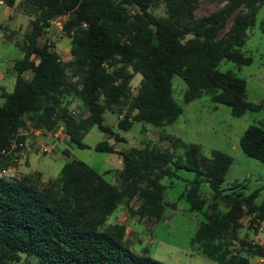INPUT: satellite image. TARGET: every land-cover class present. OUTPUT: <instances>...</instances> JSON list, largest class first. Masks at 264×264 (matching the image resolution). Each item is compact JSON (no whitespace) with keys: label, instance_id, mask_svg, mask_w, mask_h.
Masks as SVG:
<instances>
[{"label":"trees","instance_id":"16d2710c","mask_svg":"<svg viewBox=\"0 0 264 264\" xmlns=\"http://www.w3.org/2000/svg\"><path fill=\"white\" fill-rule=\"evenodd\" d=\"M198 1L21 0L32 17L19 46L22 56L13 61V89L8 92L0 85V170L3 160L10 159L8 152L24 142L20 130L28 125L51 131L62 124L71 148H85V135L97 126L113 143L103 140L94 149L117 152L115 142L124 138L103 123L106 110L118 116L122 130L135 122L155 127L175 122L183 112L173 96L175 75L186 84L184 103L206 94L212 103L228 105L233 116L259 108L246 100L244 78L218 66L222 60L237 67L251 63L243 48L264 0H225L217 10L196 17ZM160 5L163 15L152 10ZM65 14L62 31L70 39L68 60L60 58L53 43L39 42L51 21ZM135 73L141 79L132 93ZM77 100L85 117L69 111ZM172 142L183 148L177 158L170 148L147 142L118 151L122 166L117 185L75 158L46 182L39 172L0 176V264L20 262L22 255L39 264H165L135 252L125 224L100 227L123 203L132 216L161 219L165 211L161 180L175 177L179 169L195 173L181 196L191 211L205 216L191 245L218 264H250L263 255L264 246L238 235L244 215L264 218V202H256L259 191L245 194L222 187L232 157L218 149L205 155L198 144L180 138ZM239 145L264 163V125H249ZM63 153L70 156L68 149ZM203 182L211 190L209 201L199 191ZM220 203L226 208L223 212Z\"/></svg>","mask_w":264,"mask_h":264},{"label":"rangeland","instance_id":"374dc122","mask_svg":"<svg viewBox=\"0 0 264 264\" xmlns=\"http://www.w3.org/2000/svg\"><path fill=\"white\" fill-rule=\"evenodd\" d=\"M20 2L21 0H14L13 4L6 2L0 7V72L3 73L0 76V85L8 92L12 91L15 79L12 62L22 56L19 46L22 44L24 33L30 27L29 20L32 17L23 10ZM224 2L225 0H199L194 11L195 16L207 15L220 8ZM152 10L157 15L164 14L163 5ZM67 18L68 16L64 21ZM44 41L54 44V49L61 59L63 57L68 60L71 57L70 39L62 30L51 26L39 39L40 43ZM243 50L252 58L250 64L237 67L231 61L222 60L218 68L220 71L232 70L237 76L244 78L245 98L250 103L258 104L259 108L247 110L241 116H233L228 105L212 103L206 94L184 103L182 95L186 84L181 77L175 75L172 77L173 96L183 108L182 114L175 122L159 127L135 122L130 129L122 130L117 126L118 116L115 113L109 110L103 113V123L124 138V141L115 142V148L125 150L130 147H141L147 142L159 148H170L177 158L183 154V148L180 143L174 145L172 141L180 138L183 142L198 144L205 155H209L212 149H218L233 159L222 187H235L234 190H241L245 194L257 189L259 195L256 202H264V163L245 154L239 145L240 136L249 125H264V3L256 14L255 25L248 30ZM140 79L141 75L135 73L131 80L132 93L136 92ZM2 102L3 98L0 96V104ZM77 103L78 100L71 104L69 111L84 109ZM103 140L113 143L112 138L101 132L97 126H93L84 137L86 147L73 148L72 156L86 162L99 173L107 171L104 178L117 185L119 182L117 173L121 169V164L116 160L117 153L98 152L94 149L95 144ZM46 155L48 154L33 152L32 168L38 166L43 169L45 177L49 179L59 174L64 160L50 161ZM194 177V172L179 169L175 177L162 178L161 182L165 185L163 194L165 215L161 219H138L125 209L123 203L107 217L100 229L106 224L116 222V216L125 212L127 239L135 252L144 253L165 264H218L196 250L190 243L199 222L205 219L203 213L191 211L188 202L181 196L188 182ZM199 191L201 196L209 201L211 190L207 183L203 182ZM225 210L224 205L220 203L219 211ZM253 217L254 215L243 216L238 235L246 241L263 244L264 234L261 228L264 227V218L256 217L253 220ZM26 259L22 255L20 262L13 264H39L35 259L29 258L28 261Z\"/></svg>","mask_w":264,"mask_h":264},{"label":"crops","instance_id":"0c3cea01","mask_svg":"<svg viewBox=\"0 0 264 264\" xmlns=\"http://www.w3.org/2000/svg\"><path fill=\"white\" fill-rule=\"evenodd\" d=\"M3 12H4V10H3ZM62 60H65V59L62 57ZM12 65H13V62H12ZM1 75H3L2 72H0V76ZM77 104H80L79 106L82 107L80 101ZM80 109H79L81 111L80 114H78L76 116L80 117V118L85 117L87 115V112L85 111V109H82V108H80ZM22 133L26 136L24 142L20 145L19 149L13 150L11 153L8 152V154H10V156H9L10 159L5 158L3 160V163H2L5 165L3 167V169H6L10 176L19 177L21 175H28V174H31L34 172H39L41 174V181L46 182L48 180V178L45 177V173H44L43 169L39 168L38 166L35 169L32 168V162H33L32 153L33 152H39L38 148H37L39 142L45 141L46 143H48L50 150L48 153H46V154H48L46 156H48V159L50 161L64 160L63 163H65L66 161L70 160L71 158H75L74 156H72V149L73 148L69 147L66 143L67 134L65 133V130H64V127L62 124H57L51 131L33 130L30 127V128H27L26 130H24ZM34 139L36 141H33ZM64 149L69 150L70 156H66L63 153ZM116 151H117L116 152L117 153V159H116L117 163H120L122 166V156L118 152L120 150L116 149ZM108 153H113V152H108ZM75 159H77V158H75ZM40 160H43V159H40ZM40 160H38V161H40ZM106 173H107V171H104V173H102V174L105 175ZM113 184H115V183H113ZM172 210L175 211L174 209H172ZM164 215H165V211L163 213V216ZM125 219H127L125 212H121L118 216H116L115 221L118 223L125 224L124 223ZM138 219H141V218H138ZM142 220H143V218H142ZM125 226H126V237H127L128 227L126 224H125ZM260 244H262V243H260ZM262 245L264 246V243Z\"/></svg>","mask_w":264,"mask_h":264},{"label":"built area","instance_id":"2783aa9c","mask_svg":"<svg viewBox=\"0 0 264 264\" xmlns=\"http://www.w3.org/2000/svg\"><path fill=\"white\" fill-rule=\"evenodd\" d=\"M5 4H6V0H0V7L4 6ZM131 12L133 13L134 10H132ZM66 16L67 15L65 14V15H60V16L55 17L51 21L50 27L51 26H54L57 29L62 30L63 23H64V18ZM44 42H46V41H44ZM47 43H49V42H47ZM70 112L72 113V115L76 116V115L80 114L81 111L79 109H73ZM24 130H26V129H24ZM24 130H20V133H22ZM49 150H50V148H49V146L46 143H44V142H39L38 143V151L40 153L46 154V153L49 152ZM0 176H10V175L8 174V172H7L6 169H1L0 170ZM261 231L264 234V227L261 228ZM250 264H264V254L263 255H260V256H257L254 259H252L251 262H250Z\"/></svg>","mask_w":264,"mask_h":264}]
</instances>
